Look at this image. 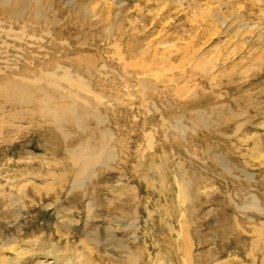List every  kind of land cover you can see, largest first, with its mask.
Wrapping results in <instances>:
<instances>
[{"label":"rangeland","instance_id":"1","mask_svg":"<svg viewBox=\"0 0 264 264\" xmlns=\"http://www.w3.org/2000/svg\"><path fill=\"white\" fill-rule=\"evenodd\" d=\"M6 9L10 14H0V251L9 260L17 253L19 264H34L52 254L59 257L47 263L79 264L81 255L92 264H147L142 235L147 244L151 231L166 238L162 212L167 208L175 220L181 191L199 194L187 202L189 210L202 207L187 221L210 220L211 229L220 228L221 214L232 215L237 193L256 194L264 210V159L246 176L224 171L232 165L215 155L231 153L239 164L234 120L221 136L192 118L225 92L208 85L205 52L211 45L215 53L232 51L224 63L241 60L232 85L243 90L225 100L230 109L245 100L255 105L254 129L246 125L237 137L253 135L264 154V0H13ZM246 31L251 37L240 35ZM19 89L34 103L16 99ZM81 98H91L86 109L96 114L77 121ZM59 105L73 113L59 117ZM101 134L112 149L101 150L108 156L94 165V180L84 171L75 184L70 154L82 149L85 159L87 149L100 150ZM52 175L59 176L54 188L38 189ZM247 213L264 221L256 209ZM199 229L205 231L197 226L192 234ZM216 236L209 240L217 247ZM160 244L154 264H179ZM245 252L223 258L264 264L263 250ZM203 256L215 259L214 252Z\"/></svg>","mask_w":264,"mask_h":264},{"label":"bare ground","instance_id":"2","mask_svg":"<svg viewBox=\"0 0 264 264\" xmlns=\"http://www.w3.org/2000/svg\"><path fill=\"white\" fill-rule=\"evenodd\" d=\"M12 1L13 0H0V14L1 15L4 16L5 14H10L8 11L9 8L6 9V7L8 5H10L12 3ZM248 32H250V31H246L245 33H240V35L242 36V34H247V35H249V37H251V34ZM238 35H239V33H238ZM257 42L259 43L260 41L257 40ZM211 46L213 47L214 45H211ZM212 47H209V49L205 52L207 60L205 61V65L203 66L206 69V74H204V75L206 76V81H207L209 86H211L213 88L214 87L213 85H217L218 88L221 90L223 88H225V92H224V94L223 93L219 94L218 97H222V98L217 99L213 104L212 103H210V105L207 104L209 106H207L208 108L203 113H200L199 111H195L192 118H193L195 125L196 126L197 125L202 126L207 132H209V135H213L214 132L212 131V129H216L217 135L219 134L221 136H223V135L225 136V133L227 132L226 130L230 129V127H226L225 125L228 124L229 122H231L232 120H234V126L232 127L233 128V134L236 136L235 137L236 144H234V146L236 147L235 148L236 155L239 157V164L235 163L237 158L231 153H230L231 155L228 154L226 156H225V154L223 155L220 153L215 154V155L219 156V158H221V159L225 158L227 160V162L229 161V163L232 165V168L231 167L228 168L229 169L228 171L223 168L224 171L232 172V170H236L243 175L252 176L253 173H255L254 170L257 169L258 160H263L264 154L260 153V150H259L260 148L258 146V142L256 140H253L254 139L252 137L253 135L252 136L248 135V137L246 136L245 138L244 137L239 138L237 136L239 135V133L242 129H246V127H245L246 125H248L250 127V130L254 129L256 123L254 121H252V119L256 116V111H254L255 105L251 104L249 102V100L248 101L245 100L248 103L244 107H235L234 106L233 109H230L227 106L228 105L227 101H229V100H227V101L225 100L227 95H230L231 91L236 92V91H242L243 90L242 85L239 83L232 85L236 81V77H235L236 73H235L234 69H235L236 65H238V64L240 65L241 60H239L238 63H236V64H235V60L237 58L229 60L228 63H226V62L224 63V61H226V59H228V56L232 55L233 52L231 51L229 55H228V53L226 55V50L219 49L218 52L215 53V52H213ZM194 54L196 56V52H194ZM233 56H235V55L233 54ZM220 61H222L221 64L224 63V67L220 66V67H218L219 68V70H218V68H216V66L219 64ZM168 62L169 61H167V63ZM162 69H164V68H162ZM229 73L231 75L230 78H228V79L225 78L227 75H229ZM194 74H196V73H194ZM49 75H50V73H49ZM30 82H32V81L30 80ZM39 91L43 92L44 89L39 88ZM86 93L90 94L91 98H93V99L97 97L95 94H93L91 89L86 90ZM13 94H14L16 99H25L24 100L25 103H34V101L36 100L32 94L30 96V94L28 92H26L25 90H22V89L14 91ZM61 97H63V96L61 95ZM91 98H89V99L81 98L80 103L78 105V112H77V117H76L77 121L82 120V119H86L88 116H91V114L92 115L96 114L93 112L90 113L86 109V108H88V106L91 107V103L89 102V100ZM58 100H59V102L62 101V99L61 100L58 99ZM253 100L254 99L252 97H250V101H253ZM236 104H237V102H236ZM254 104H256V103L254 102ZM232 105H234V104H232ZM57 107H58L57 108L58 110L64 111V112L60 113L59 117H61L62 114L67 115V114L73 113V108L61 106V105H59ZM236 108L238 110H235ZM89 109H91V108H89ZM26 110H27V108H26ZM91 110H93V109H91ZM233 110H235L237 113L234 112ZM258 114H261V112ZM230 130H232V129H230ZM229 136H231V135H229ZM96 138H97V134H96ZM251 139L253 140V142L251 141ZM87 140L88 139L85 138L84 141H87ZM97 140H100L98 142L99 146H100V150H98L94 146L92 148V150H94L95 153L89 154L87 152L90 149H87L85 159H82V156H81L82 149H81V151H78L75 154H74V152L72 154H70L71 159L73 160V162L75 163V165L77 167V174L73 179V182L75 184L79 183V181H80L79 178L81 177V174L84 171H90L87 179L94 180L93 178L96 177V172H94V170H93L94 165L99 163L100 156H102L104 159H106V157L108 156V154H106V156H105V154L102 151L108 150V152H109L110 148H111L109 145L110 143L108 144V141H106L105 136L103 134H101V138L97 139ZM249 141H251L250 144L245 143V142H249ZM216 142H217V140H216ZM105 143H107V144H105ZM244 144H245V147H243ZM78 147L81 148L80 144H78ZM211 147L213 148V146H211ZM215 149H217V148L215 147L214 150ZM220 150H221V148H220ZM111 154H113V153H111ZM111 154H109V155H111ZM213 156H214V154H212V158L210 156V158L212 160H214ZM233 158L235 161L234 160L232 161ZM222 162H220V163H222ZM223 167L227 168V165H224ZM58 178H59V176L58 177L54 176V175L50 176L48 181L45 183V186L42 185L38 189L44 190L46 192H47V190H52V188H54L53 186H54V184H56V181ZM61 178H62L61 180L64 183L67 182L68 180H70V179H67V177H63V176ZM191 189H192V186H191ZM236 195H237V198H238L240 203L233 202L235 204H233V207H232V209L234 208L233 213H231L232 215H228V214L224 213V214H221L219 216V217H221L220 219L222 221H219L220 228H216V229H218L216 231V229L210 228V225H209L210 220H208V221L193 220L191 222L187 221L186 216L188 214H190V211H192V213L195 214L198 211L197 208H202V207H200V206H198L197 208L192 207V209L190 208V210H189L188 207H186L187 202L192 203L194 199H198L199 194L197 191L191 190L186 195V194L182 193V191H181L177 195V198H176L177 201H179V203H181V204H179L178 207H176V209H177L175 211L176 217H174L175 222L173 221L175 224L177 223V227H175V225H173L174 223L171 221L173 218L172 214L168 212L167 208H164L163 212H162L163 218L160 221H164L163 223L168 230V235L166 236V238L162 239V237H161L159 239L157 237V235L151 231L149 234H147L148 237L151 238V243L147 244L146 243L147 241L145 239L146 236L142 235V247H140V250H141V253L142 254L144 253L143 255L146 256L147 264H154L156 262L158 250L161 247V244H160L161 241H162V243H164V242L167 243L168 247L171 249V252H173V253L175 252V255L177 257H179V262H180L179 264H204V263L205 264H230L228 262V260L230 258H234V259L237 258L238 259L237 253L240 250H242L244 252L246 251L245 253H247V254L248 253L250 254V252H252L254 250H263L264 251V221H262V219L256 218L255 215H249L247 213V211L250 209H253V210L256 209L260 215L264 216V210L261 208H258V206H257V203L260 200L257 197V195L254 193H248V194L242 193L240 195L237 193ZM46 207H48V206H46ZM215 225L217 226V224H215ZM197 226H199L200 228H203L205 231H200V229H199V232H198L199 234L198 233L192 234L193 233V227L195 228ZM213 227H215V226H213ZM206 232H207V235H205ZM214 234L217 235L216 239L219 241L217 244V247L215 246L214 243H211V241L209 240L210 236H212ZM241 236H243L247 240L240 242ZM231 237H233V238H231ZM233 240H234V242H231ZM230 242L232 243L231 248H229ZM31 245H33V243H28V244H25V247L27 248V247H30ZM150 248L152 249V251L154 252V255L156 257L154 255H153L154 257L152 256V252H150ZM195 250L197 251V253H195ZM89 252H90V254H92V250H89ZM207 252L211 253V256H212V253L214 252L215 259H213V258L209 259L207 257L205 258L203 255H204V253H207ZM229 256H232V257H230L228 259L223 258V257H229ZM54 257L55 256H53L52 254H42L41 256H39L37 258V262H35L34 264H51V263H47V262L50 259L53 260ZM58 257L59 256H56L55 259ZM209 257H210V255H209ZM22 258H23V256L15 253L14 256L9 260L8 257H6L5 253H2L0 251V264H19V261H21ZM77 260L79 261V264H92L93 263L91 261L92 260L91 256L88 258H85V257H82L81 255H79V256H77ZM53 263L58 264L55 260ZM170 264H173V262L170 261Z\"/></svg>","mask_w":264,"mask_h":264}]
</instances>
